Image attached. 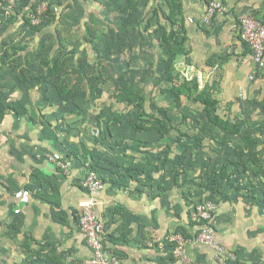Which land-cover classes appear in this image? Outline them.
<instances>
[{"label": "crops", "instance_id": "crops-1", "mask_svg": "<svg viewBox=\"0 0 264 264\" xmlns=\"http://www.w3.org/2000/svg\"><path fill=\"white\" fill-rule=\"evenodd\" d=\"M221 1L225 11L216 14L209 23L203 19L204 0L198 6L189 0L182 17L186 54L179 56L175 69L193 90L214 100L218 108L216 114L230 125V129L221 128L208 121L210 125L200 130L204 139L198 140L201 143L198 146L194 145L193 131L188 127L167 130L146 118L132 120L125 113L108 121L99 134L96 127L88 126V120L83 123L80 119L81 114L77 112L83 109L82 101L69 93L66 96L46 94L45 89L39 88L47 82L26 73L50 71L54 67L51 61L3 65L0 61L1 258H4L2 246L9 242L14 249L27 247L45 254L30 255L32 251L27 249L30 264L87 263L91 251L79 228L80 204L92 196L97 200L95 210L102 223L100 233L110 255L125 264H183L173 255L170 236L177 230L190 235L198 229L193 209L208 190L203 176L198 175L201 170L196 169L203 165H220L223 169L232 164L240 169L256 165L257 160L239 158V148L234 147L235 143L242 144L240 134L250 132L254 140H259L255 149L264 150V126L259 125L264 123V70L256 69L252 51L241 39L238 29L247 13L264 18V0ZM91 8L94 9V5ZM55 20L52 19L43 32L36 33L38 41L50 36L60 39L59 31L62 40L67 37L70 28L67 32L66 24L54 23ZM8 21L20 22L14 15L9 16ZM12 29L9 35L16 30ZM78 33L81 39L86 37ZM26 46L19 47L16 53L29 51ZM45 49L48 54L50 48ZM58 49L63 53L52 48L55 55L75 53L78 48L60 46ZM18 70L20 77L14 73ZM186 73L194 78L189 80ZM198 75L202 76L201 81ZM251 75L254 78L251 79ZM59 78L57 74L51 75L47 81L56 88L60 85ZM108 101L113 103L111 97ZM180 114L174 113L173 117ZM190 115L199 118L196 114ZM84 116L95 125L99 122L92 108H86ZM240 119L246 120L248 128L243 127ZM135 123L146 127L138 129ZM245 150H250L252 156V146ZM236 152L238 155L233 156ZM49 153L71 159L70 171L64 172L50 161ZM87 164L99 170L105 183L104 188L91 194L81 185ZM252 172L244 177L242 171H235L237 191L238 188L241 191L226 190L230 201L225 199L218 206L214 220L217 239L239 251L246 263L249 262L244 255L245 245L264 246L263 240L254 239L251 243L240 234L248 227L245 222L249 220L247 206L241 200L249 195L242 193L244 182L241 181H252L253 190L246 188L252 198L257 199L260 194L252 184L256 177ZM218 176L219 180L225 178L224 172ZM257 183L263 184L260 180ZM221 188L224 190L227 185ZM252 204V211H257V203ZM252 221V224L259 222L258 219ZM188 253L193 264H217L215 251L204 244H193ZM17 255L21 257L20 253Z\"/></svg>", "mask_w": 264, "mask_h": 264}, {"label": "rangeland", "instance_id": "rangeland-1", "mask_svg": "<svg viewBox=\"0 0 264 264\" xmlns=\"http://www.w3.org/2000/svg\"><path fill=\"white\" fill-rule=\"evenodd\" d=\"M181 1L183 2V14L178 11V7H174L168 0H20L18 6L13 10L6 9L0 3L1 65L7 62L12 64L16 62L43 64L44 59L51 61L54 64V67L52 66L54 69L50 71L44 68L46 71L41 69L31 70L26 73L33 78L44 79L47 82L39 88L40 90L45 89L46 94L66 96V93H69L74 95L77 101H82L83 109L77 112L81 114L80 119L83 123L88 120V126L96 127L99 134L101 133V128L103 129L108 121L115 120L116 117L125 113L132 120H137V118L144 120L146 118V120L160 124L167 130L177 126L188 127L193 131L194 145H201L200 141H198L203 138L200 130L210 125L208 123L209 110H214L213 112L217 113L218 108L208 109V106L194 98L197 94H202V92L191 90L184 85L186 81L183 75L178 69L173 70V63L168 60L167 45L164 41L166 37L173 40V35H176L179 40L186 38V29L182 25V17L185 16V6L189 0ZM191 1L196 6L203 3V0ZM91 5H94V9L91 8ZM40 7L45 10L41 19L49 18L50 21L57 19L54 23L64 22L67 32L68 28H70L69 33H66L67 37H64L65 39L62 40L61 31H59L60 39L52 36L47 37L45 41L36 39V33L43 32V30L36 31L27 23L38 25L32 22L31 14H36L37 9ZM8 15H14L16 20L20 22L8 21ZM12 27L16 30L9 35L10 31L13 30ZM77 27H79L78 30ZM78 32H82V36L86 37L81 39L82 37H80ZM3 36L8 38L5 39ZM25 46L29 48V51L16 53L19 47ZM60 46L78 49L76 52L74 51L75 53L71 51V53L55 55L56 52L52 48L57 49L59 53H63L58 49ZM45 47L50 48L48 54ZM58 61L60 65H55V62L57 63ZM54 72L60 76V85L56 88L47 81ZM14 73L20 77L19 70ZM26 73L22 74L26 76ZM129 82L136 83L137 91L144 95L145 100L138 101L142 103V107H137L127 102H120L116 99V90L123 89ZM176 86H179L180 98L173 91ZM110 97L113 103H109ZM86 108H92L93 111H96L99 119L96 125L93 121L90 122L87 116L83 117ZM174 113L181 114L173 117ZM185 114L187 116L182 117ZM190 114L193 116L196 114L199 118L191 117ZM158 116L160 119H157L159 118ZM245 121L243 119L239 120L240 123L244 124L243 127L248 128ZM231 125H234V123ZM259 125L264 126V123ZM82 128L84 130L83 126ZM240 137L243 140L242 144L235 143L234 147L239 148V158L257 160L256 165L246 168L242 166L241 169L233 164L224 169L219 167L220 165L217 167L203 165L196 170H201L198 175L203 176L208 190V196L205 195L203 199L207 197L213 198L218 203V206L225 199L230 201V198L226 195V190L232 189L236 193L241 191L239 188L237 191L236 170L238 172L242 171L245 174L242 175L244 177L253 174L252 171H254L256 177L254 176L253 180L255 182L252 184H255V189L257 188L260 194L257 199L252 198L250 192L246 191V188L249 191L253 190L250 187L252 181L250 179L246 183L241 181L244 182L242 183V186H244L242 193L250 197L241 198V200L245 201V206H247L246 218L249 220L245 222L248 227L242 230L240 234L243 239H248L251 243L254 239L263 240L264 242V223L261 222L262 216H264V161H262L264 150L255 149V144H259V140H254L250 132L240 134ZM250 146L253 148L252 156L250 150H245L246 147L249 148ZM237 152L233 156L235 154L238 155ZM247 170L252 171L248 172ZM222 172L227 175L224 176V179L219 180L220 177L217 174ZM228 174L232 178L229 179ZM200 179L198 181H201ZM217 180L218 182H216ZM259 180L263 183L262 186L257 183ZM223 184L227 185L224 190L221 188ZM236 200L238 199L236 198ZM253 201L258 205L255 212L251 209ZM256 219L259 222L252 224V220L255 222ZM8 244L2 246L1 255L4 258L0 257V264H30L27 258L29 255L27 249L32 251L30 255H45L41 250L33 251L27 247L14 249ZM245 246L247 248H245L246 253L244 255L249 263H246L247 260L239 251L234 250L237 254L236 259L226 264L256 263L252 260L264 263V246H260L259 243ZM17 252L21 254V257L17 255ZM18 258L23 259V261H18Z\"/></svg>", "mask_w": 264, "mask_h": 264}, {"label": "built area", "instance_id": "built-area-1", "mask_svg": "<svg viewBox=\"0 0 264 264\" xmlns=\"http://www.w3.org/2000/svg\"><path fill=\"white\" fill-rule=\"evenodd\" d=\"M20 0H0L6 9H15ZM206 12L204 14L205 23H209L211 19L218 13L225 11V4L221 0H205ZM41 7L37 9L36 14L32 15V22L39 24L41 16L44 13ZM241 39L246 42L251 51L255 67L258 71L264 70V18L258 17L253 13L245 14L238 26ZM186 77L191 80L193 75L186 73ZM197 78L201 81L202 76ZM250 78H254L253 75ZM47 158L53 161L64 172H69L72 168V160L58 157L53 153H49ZM3 178L0 174V182ZM81 185L90 194L95 193L104 188V181L99 170L87 164L85 175L81 181ZM97 200L90 197L83 201L79 218V228L84 234L86 244L91 251V255L87 260V264H125L120 258L114 257L107 252L105 240L100 233L102 223L100 222L95 210ZM218 210V203L213 198H205L200 201L193 209V219L198 222V229L194 234L185 235L183 232L175 231L170 236L173 243V254L180 259L183 264H193L188 253L189 247L193 244H204L215 251V257L218 263L226 264L236 259V252L226 247L216 237V226L214 223L215 215Z\"/></svg>", "mask_w": 264, "mask_h": 264}, {"label": "trees", "instance_id": "trees-1", "mask_svg": "<svg viewBox=\"0 0 264 264\" xmlns=\"http://www.w3.org/2000/svg\"><path fill=\"white\" fill-rule=\"evenodd\" d=\"M168 1L171 2L174 5V7H178V11H180V13L183 14V2L181 0H168ZM49 22H50V19L45 18L44 20L42 19L38 25H32L30 22H29V24L27 23V25H29L32 29H35L36 31H42L46 28V25H48ZM185 40H186V38H182V40H179V38L176 37V35H173V40L169 37H166L164 40L166 45H167L166 49H167L168 60L170 63H173V67L171 66L173 68V70L176 67L175 64H176L179 56L186 53V48H185V42L186 41ZM56 64L57 63L55 62V65ZM51 69H54V68H51ZM55 72H56V70H55ZM55 72L51 75H56L57 73H55ZM185 81L186 82H184V85H186L187 88H190L191 90H193V88L191 86H189L188 81L187 80H185ZM132 83L129 82V83H127L126 86H124L123 89L120 88V90H116V96H117L116 99L120 102H127L131 105L133 104L137 107H142V103L141 102L139 103L138 101L139 100L144 101L145 100L144 95L141 92L137 91L136 83L135 84L133 83V85H132ZM173 91L176 93L177 97L180 98L181 92L179 91V86L174 87ZM194 98L196 100L201 101L204 105L208 106V109H214V107H215V103L213 101L209 100L203 94H197ZM213 111L214 110H209L208 119H209L210 123H212L218 127H221V128H229L230 129V127H229L230 125H229L228 121L222 119L219 115H217ZM134 126L138 129H143L144 127H146L144 124H140V123H135ZM225 175H227V174L224 173V176ZM228 177H229V174H228ZM229 179H230V177H229ZM177 231L182 232L181 230H177ZM184 234L188 235L187 233H184Z\"/></svg>", "mask_w": 264, "mask_h": 264}]
</instances>
